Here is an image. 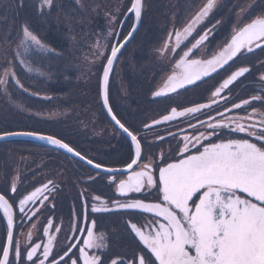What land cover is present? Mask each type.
I'll return each instance as SVG.
<instances>
[{
	"label": "snow or ice",
	"instance_id": "6c2138e0",
	"mask_svg": "<svg viewBox=\"0 0 264 264\" xmlns=\"http://www.w3.org/2000/svg\"><path fill=\"white\" fill-rule=\"evenodd\" d=\"M55 0H40L41 14L54 7ZM218 0H206L202 7L192 16L191 20L182 29L169 31L163 47L158 51L163 56L170 49L173 53L183 45L187 48L175 62L172 72L168 75L162 87L152 93L153 97H170L171 94L179 95V90L188 91L190 87H199V83H206V78H213V73L230 67L229 62L246 53H253L256 49L264 51V10L255 14L247 22L240 23L243 15L252 8H241L237 14V22L232 34L226 40L218 53L209 59H194L193 50L199 49L208 40L210 32L216 29L220 21L211 29L199 34H193L213 12ZM81 4V0H76ZM81 7L83 5L81 4ZM144 10L143 0H130L129 13L134 14L135 23L132 30L123 36L121 33L110 29L104 37L107 41L113 35L117 43H113L110 54L105 57L103 45L98 40L94 45L97 50V59L104 58L102 74L99 78V93L103 107L115 125L126 134L130 141L132 156L125 167L117 169L106 167L101 162H94L76 151L68 143L51 135H41L35 132H5L0 134V139L13 135L33 136L39 140H46L50 145L65 150L95 169L111 174L109 184L115 185V191L121 197L111 204L102 200L100 196L92 197L90 213L85 204L81 214L85 226L79 223L73 225L71 231L79 233L80 240L76 243L69 242L63 255L56 259L53 252L57 237L50 234V229L55 233L61 231L60 227L53 224L52 219L47 221L43 234L47 237L43 245L36 243L26 251V258L22 255L18 241L14 242V227L16 208L21 222L31 219L39 209L33 210L28 205H41L55 190V184L48 181L41 187L18 199L7 192H0V211L6 219V242L0 243V264H105L104 252L107 248L103 234L98 235L96 219L89 215H102L111 213H124L128 215L149 214L154 219L146 225H138L131 219L126 221L127 228L133 238L142 245L138 254L125 261L123 258L111 259V264H264V111L252 107L253 102L264 105V89L249 98L232 103L231 108L225 107L224 112H217L221 119L209 115L206 121H199L205 131L197 135L183 136V146L179 148V158L166 162L163 153L160 154V165H153L151 161L140 167L139 162L144 158L142 146L143 137L131 125H126L113 111L109 102L110 74L118 60V54L125 47L137 25L142 20ZM113 16L110 22H115ZM121 25L123 21L120 22ZM21 39L17 48H23L24 54L39 50L50 51L40 37L35 34L27 23L21 26ZM193 37L194 42L189 38ZM190 43L191 46L188 47ZM21 53L18 51L17 56ZM21 64H25L21 60ZM29 70L31 68L29 67ZM250 68L241 66L232 71L227 78L211 92V99L207 103H197L191 107L178 110L172 107L160 119L153 120L151 124L145 123V129L154 125L176 120L179 117H188L201 114L203 110H213V105H219L223 99L227 105L228 96H222L225 90L231 92L230 86L245 77ZM5 71V77L9 75ZM14 76V73L12 74ZM264 82V74L260 76ZM6 83L0 79V84ZM17 84L23 88L20 81ZM27 91V89H25ZM251 108V111L248 109ZM233 109L244 110L242 117H226L225 112ZM191 127H195L192 125ZM245 134V137L235 134ZM227 135L228 138H224ZM163 140V137H159ZM162 165V166H161ZM136 166V167H134ZM116 173L122 177L117 179ZM99 175V173H97ZM89 179H93L90 177ZM17 184H11V193H17ZM157 194L155 202H146L142 198L130 197V194L145 193ZM83 196V193H81ZM11 201V202H10ZM31 240V233H29ZM76 239L75 235L72 237ZM43 248L42 258L37 256L38 250ZM75 249L76 251H73ZM35 257V259H34ZM51 257V260L49 259ZM67 257V259H65Z\"/></svg>",
	"mask_w": 264,
	"mask_h": 264
},
{
	"label": "trees",
	"instance_id": "16d2710c",
	"mask_svg": "<svg viewBox=\"0 0 264 264\" xmlns=\"http://www.w3.org/2000/svg\"><path fill=\"white\" fill-rule=\"evenodd\" d=\"M238 1L244 2L245 0H229L228 3H225L219 9L221 15L223 14L221 19L228 20L222 22L219 26V32L216 34L219 36L218 41L223 35L228 36L229 34V25L232 18L229 10H227L228 5L234 4ZM256 1L260 4V7L259 9L256 8L258 10H253L252 14L264 10V0ZM147 2L148 10L147 12H143V20L140 30L121 55L120 62L122 63V61H124V64L119 66L118 75L115 72V75H117V78L124 86L126 95L125 97H121L116 86L115 100L111 94V103L113 104V107H115V102L118 103V106L120 107V111L118 112L123 115L124 118L132 120L134 124L131 126L137 130H141V127H143L145 123H148L147 118L149 115L156 114V110L160 109V104H157L155 101H153V103L151 102V104H147L149 103L150 93L154 87L157 76H159L162 71L161 64L158 62L155 63L156 60L151 51L155 50V48L161 43V37L164 35L165 29H168V26L170 25L168 15L162 13L163 0H144L145 6ZM0 3H3L0 10V39H5L7 22L9 21L12 30L10 36L8 35V37H6V41H8L11 47L17 44L18 38L21 35V26L25 23L29 25L31 30L39 28L41 30L40 33H43L45 36L50 35L49 38L53 41L52 43H55L56 45L58 44L57 48L61 44H63V47L61 46L63 50H68L72 47V44H69L67 41V35L69 34L67 30L69 27L67 25H64L65 27L62 26V23H60V25L47 23L48 19L46 22L42 23L44 19L38 17L34 0H0ZM3 6H6L11 10L8 21V11L6 13V10L2 8ZM176 10L181 11V8L176 7ZM93 12L94 10H91V8L88 9V15ZM87 20L86 23L82 25L79 24L78 27L74 26V29H76L77 32L83 31L86 33H92L89 35H93L104 27V24L93 23L90 18H87ZM179 21L180 19L178 22ZM214 23L215 22H212L204 27L212 26ZM176 27H178V25ZM215 31L216 29L211 33H215ZM63 37L65 38L64 41ZM64 42H67V46ZM78 48L80 47L78 46ZM261 55L264 57V51L261 52ZM40 58L43 62L40 63V67L37 69L35 58L30 54L27 56L26 60L35 71L23 72L21 68L17 67V73H15L14 76H10L8 87L14 102L20 103L22 107L33 112L43 110L45 109L44 105L49 104L48 101H50L51 96H47L48 99H44L43 95L31 96V94L23 91V88L16 83V81L19 80L20 84H22L24 79H27L30 83L32 82L35 84L34 90L41 92V94L69 95L65 100V102H68V105L73 104L80 106V110L91 108L95 94L98 96V83H93L91 84L93 86H88L87 88L86 85L82 83L75 84L77 71L66 67V60H68L69 57L64 56L65 60L62 59L61 62H57L56 60L49 61L48 59H44V57ZM69 59L73 61L75 55H72ZM46 64L48 65L46 66ZM99 75L100 74H98V76ZM112 87L114 86L112 85ZM80 92L87 93L85 97H81V100L78 98ZM110 93H112L111 87ZM1 102H3V100L0 93V105ZM87 117L88 114H81L78 118H72L67 121L56 123L54 121L41 120L34 117L33 114L29 116L22 112L14 111L11 108L3 109L0 107V134L5 132L29 131L51 135L68 143L86 158L92 159L94 162H101L107 167H115L128 160L130 155L129 145L127 141L111 127L101 110L99 101L96 105L93 126L95 130L98 131L99 128L104 132L101 138H88L90 136L88 131L78 129L80 125L79 121H88ZM107 127L114 130L115 138L108 136ZM40 149L52 152L56 158L50 156L48 160H51V162H44L43 166L47 169L57 168L63 170L66 176L65 180L96 176L105 178V176L97 175L82 164L51 149L43 148L40 145L29 141L14 140L0 143V179H2L0 180V191H2L1 188L3 185H7V183L11 181L9 178L12 167L16 162L15 154L20 153V155H23V150H32V153L35 155H43L40 153ZM8 152L12 153V155H7L6 153ZM26 167L28 168L27 165ZM32 173L33 171H25L21 175V178H27V175H32ZM66 197L67 196L63 193L58 195L57 203L60 205L58 210H61V212L62 207H65V202H68ZM133 216L134 215H129V217ZM123 218V213L103 214V216L99 218L98 224L102 226L100 228L104 229L105 241L111 246L109 253L113 250V244L116 242L119 243L120 250H124L126 253L131 252L135 254L136 243L126 232L125 221ZM5 233V225L0 215V243H4Z\"/></svg>",
	"mask_w": 264,
	"mask_h": 264
},
{
	"label": "flooded vegetation",
	"instance_id": "af4514ba",
	"mask_svg": "<svg viewBox=\"0 0 264 264\" xmlns=\"http://www.w3.org/2000/svg\"><path fill=\"white\" fill-rule=\"evenodd\" d=\"M126 4L125 7L129 8L130 6V0H125ZM36 9L38 12V17L43 18L44 20L42 23H53L54 25H57L62 23L64 25H67L63 20H75L79 19L81 22L80 25L86 23L88 20L87 18H90L93 23H99L104 24L105 20L102 16H99L96 12L90 13L88 15V9L91 8H98V9H109L117 7L116 4L119 2V0H81V4L83 7H81V4H77L76 0H55L54 7L49 11L48 9L44 10V14H41L39 9L40 0H34ZM126 8V9H127ZM121 12L118 16H116V32H118L119 29V19L122 20L123 17H121ZM115 15V14H114ZM90 16V17H89ZM99 16V17H97ZM123 21V20H122ZM133 23V18L128 17L126 20H124L123 28L121 29V38L126 35L129 27ZM174 26V25H173ZM177 26V25H176ZM200 26V25H199ZM213 26V25H212ZM212 26H209L205 29H211ZM65 27V26H64ZM175 27V26H174ZM176 28V27H175ZM183 27H181L182 29ZM173 30V28H171ZM69 30V29H68ZM67 30V31H68ZM40 29L38 28L36 31V34L40 37V39L43 41V43L47 44L49 47H51L53 50L47 51V52H41L39 50L32 51L36 58L40 55L48 56L47 59L49 61L56 60L57 62H61L62 59L65 60L64 56L71 57L73 54L70 50L62 49L63 44H61L58 48V44L52 43L53 41L49 38V36H45L43 33H40ZM79 33V32H77ZM64 34V33H62ZM100 34L101 35H104ZM199 34H203L199 32V27L196 29V32L193 34L194 37L198 38ZM78 36H80L78 34ZM89 36V34H88ZM168 36V34H167ZM215 33H211L208 36V40L204 43L209 44L212 43L210 47H214L216 44L215 42L211 41L214 39ZM165 35H163L161 38H164ZM167 38V37H166ZM193 37H190L189 40H192ZM65 38L63 37V41ZM78 41L73 42L76 46H79L81 49L84 48L85 45H88V38L87 35L81 39V36L78 37ZM69 41V39H67ZM112 44L115 41V36L113 35L111 38ZM165 41V40H164ZM194 42V40H193ZM226 42V39L224 41V44ZM188 44V42H186ZM66 44L67 46V42ZM202 45V46H204ZM189 47V46H188ZM187 48H185L183 45L181 48L177 49L174 53L175 56V62L178 60V54L183 53V51H186ZM155 50H153L154 52ZM194 53L197 50H193ZM260 49H256L253 53H246L238 56L237 58H234V62H229L230 67L228 65L225 66V69L218 70L217 73H213V78H206V83H199V87H190L188 91L179 90L180 94H171L170 97H153L152 93L156 90H158L160 87L163 86L165 81L161 82V85L154 83V87L151 90L149 103H153L155 101L157 104H160V109L156 110V114H151L148 116L147 121L148 124H151V122L157 119H160L163 115L167 114L172 107H177L178 110L184 108V107H191L197 103H207L211 99V92L214 90L215 87L219 86V84L223 81V79L227 78L228 75L231 74L232 71H235L237 68L241 66H247L250 68L249 73L245 74V77L240 78L239 81L234 82V85L230 86L231 92L228 90H225L224 93H222V96H228L230 102L226 105L225 101L221 99L219 101V105H213V110H203L201 114H196L193 116L188 117H179L176 120L166 122L160 125H154L151 129H145L144 127H141V130H138L139 136L143 137L142 142L147 145V147H144V158L139 162L140 167H143L144 163H148L151 161L153 165H160V154L163 153L164 159L166 162H171L173 160H176L179 158V148L183 146V136H193L199 134V132L205 131V127L201 126L199 121H206L208 119V116H214L216 119H221L220 116L217 115V112H224L225 107L231 108L232 103H237L242 99L249 98L252 95H256L260 93L261 89H264V82L260 81V76L264 74V60L260 56H257V52H259ZM212 53H209L207 50L202 51V55L195 54L192 55L191 58L194 59H201L206 58L207 56L211 55ZM215 55V54H214ZM213 56V55H212ZM212 56L206 58L209 59ZM66 60L67 64L66 67L71 70H78L82 63L78 60V56L72 61L71 59ZM43 62V60L38 59L37 60V68L40 67V63ZM173 63V65L175 64ZM104 63V60L100 61L98 64V69L102 66ZM162 67V73L159 75L160 78H162L164 75L168 74V72L164 73V70L166 69L165 66L161 62H159ZM121 68V67H120ZM114 76H115V69H114ZM115 79V77H114ZM162 107V108H161ZM252 107H256L260 111H264V105L259 104L258 102H253ZM113 110L115 111L117 117L121 119L122 122H124L126 125H133V121L124 118L123 115H121L118 111H120V107L118 106V103L115 102V107H113ZM248 111H251V108L248 109ZM246 113L244 110L241 109H233L230 112H225L226 117H242L245 116ZM194 125L195 127H191ZM236 136H242L245 137V134H235ZM159 137H163V140L159 139ZM224 138H228L227 135ZM130 154L132 156V151H130ZM130 156V157H131ZM129 157V161H130ZM129 163V162H128ZM125 165L127 164L124 163ZM122 164V165H124ZM162 166V165H161ZM136 167V166H135ZM90 177H83L79 179H72V180H37L34 179V177H27V178H21L20 180H17L15 182L17 184V193H11V182L7 183V185H3L1 188L2 191L0 192H7L10 196L16 197V204H18V199L22 198L24 195L29 194L31 191H34L36 187H41L43 184L47 183L48 181H52L55 184V190L51 192L49 195V198L47 201H44V204L41 205L39 202H37L36 205L29 204L28 207L32 208L33 210L39 209L37 214L31 219H25L23 222H21L18 218V208H16V220H15V227H14V242L18 241L21 247V252L24 258H26V251L29 250L32 246H34L36 243L44 244L47 241V237L43 234V228L47 226V221L49 219H52L53 224L56 227H60L61 231L59 233H55V229H50V234H53L57 237L55 246L53 249V252L56 256V259L59 260V257L63 255V252L66 250V245L69 242L76 243L80 240L79 233H73L71 231L74 224L79 223L80 227H84V221L82 219V213L84 211L85 204L88 205V211L90 213L91 204L94 203L92 197L94 196H100L102 200H106L111 204V201L120 199H128L129 197H121L118 193L115 191V185H110L108 180L109 177H92L93 179H89ZM117 179L124 178L121 175H116ZM63 193L66 195V199L68 202H65V207H62L61 210H58V207L60 205L57 203L58 195ZM83 193V196L81 195ZM130 197L134 198H142L145 199L146 202H155L157 194L155 191L152 192L151 195H147L145 193L140 194H130ZM11 202V201H10ZM119 213V212H116ZM115 213V214H116ZM124 214V213H123ZM103 216L98 214L95 216L89 215V222L91 219H96V233L98 235L103 234L104 235V229L100 228L101 225L98 224L99 218ZM131 219L132 222L138 223V225H146L149 221L153 220L154 218L149 214H138L134 215L133 217H129L128 214H124L123 220L125 221V230L129 234L130 238L133 239L136 243L135 249L136 253H126L124 250H120L119 243L113 244V250L111 253H109V250L111 246L105 241L107 244V248L104 252V261L105 264H111V259H118L123 258L125 261L132 259L133 256H136L138 254V249L142 247V245L139 244L138 240L133 238V235L130 234V230L127 228L126 221ZM5 224V223H4ZM6 229V226H5ZM29 233H31V240H29ZM75 235L76 239L73 240L72 237ZM43 248L38 250L37 256H40L42 258ZM73 251H76L73 249ZM35 259V257H34ZM51 260V257L49 258ZM67 259V257L65 258ZM28 264H31V262H28ZM47 264V262H46ZM136 264H138V260L136 261Z\"/></svg>",
	"mask_w": 264,
	"mask_h": 264
},
{
	"label": "rangeland",
	"instance_id": "374dc122",
	"mask_svg": "<svg viewBox=\"0 0 264 264\" xmlns=\"http://www.w3.org/2000/svg\"><path fill=\"white\" fill-rule=\"evenodd\" d=\"M188 1V2H187ZM229 0H218L217 2V6L216 8L213 10V12L209 15V17L199 26V28H206L204 26L209 25L212 22H215L214 25H216L217 21H220V23L216 26V31H215V35L219 32V26L221 25L222 22L227 21L221 19L223 17V14L221 15L220 12V8L221 6H223L225 3H228ZM206 2V0H163L162 2V13L165 15H168V19H169V26L168 29H165L164 35L167 37V34L169 33V31H171L174 26L176 27V25H178V27H176V29H181V27H184L187 22L189 20H191L192 16L200 9V7L203 6V4ZM126 1L125 0H119V2L116 4L117 7L115 8H109L107 10L105 9H98V8H92V10L96 11L97 14H99V16H102L105 20V26H104V35H100L97 34V39L94 38L93 41H91L90 43H88L89 45H85L84 48L80 49L75 45L72 44L73 42L78 41V37L81 36V39H83L86 35H88V33L80 31L79 33H77L76 29H74V26H79V23L81 22L79 19H75L73 21L71 20H63V22H65L67 24V26L69 27L68 29V35H67V39H69V44H72V47H70V50L72 52V54L76 55V57L78 56L79 61H81L82 65L81 67L78 69L77 76H76V80H75V84L78 83H82L84 85H86V88L88 86H93L91 84H97L98 83V64L100 63V61L102 60V58L97 59L96 56V52L97 50L94 48V45L97 43V41L99 40V38L102 39V45L104 43H108L110 42L112 37H109L107 41L104 40V37L108 34L110 29H114L116 32V22L117 20L113 23L110 22L111 18L113 16H119V14L121 12H123L124 10H126L127 7H125ZM252 4V8L248 10L247 14L243 15V19L240 20V23H244L247 22L249 19L252 18L253 15L258 14V12H255L252 14L253 10H258L260 7V4H258V2L256 0H245L244 2H235L234 4L228 5L227 10H229L232 21L229 25V34L228 36L223 35L222 38L218 41L219 36L216 35L214 36V39L211 40L212 42H215V46L214 47H210L212 43L209 44H205L204 46H201L199 49H197V51L195 52V54H200V56L202 55V51L207 50L209 53H212L211 55L207 56L206 58L218 53L220 51V49L224 46V41L225 39H229L231 34H232V30L234 25H236L237 22V14L240 12L241 8H248V5ZM1 5H3V3H0V10H1ZM183 6V8H182ZM176 7H180L181 11L176 10ZM3 9L6 10V13L8 11V16H7V21L9 20V16L11 13V10L8 9L6 6L2 7ZM258 8V9H256ZM148 10V2L144 8V11L147 12ZM125 12V11H124ZM123 12V13H124ZM183 12V14H182ZM219 13V16H218ZM115 14V15H114ZM181 14V15H179ZM123 15V14H122ZM121 15V17H122ZM214 17V19H213ZM180 19V21L178 22V20ZM4 20V19H3ZM1 21V20H0ZM120 21V19H119ZM120 23V22H119ZM174 25V26H173ZM11 24L8 21L7 22V29L5 31V35L6 37H8V35L10 36L11 34ZM1 28V27H0ZM202 29H200L199 31H201ZM1 32V30H0ZM78 34L80 36H78ZM95 37L96 35L93 34ZM1 36V35H0ZM3 37V36H2ZM0 39V79H5L6 83L0 84V93L2 96V100L3 102H1L0 107L3 109L6 108H11L14 111L17 112H22L25 115H31L33 114L34 117H37L41 120H46V121H54L56 123L60 122V121H67L69 119L72 118H78L79 115H87L88 114V121H79L80 125L78 127V129L82 130V131H88V133L90 134V136L88 138H101L103 136V133L99 128L98 131L94 129L93 126V121L95 119V112H96V105L97 102L99 100V96H97L95 94V97L93 99V103L91 105V108H84L83 110H80V106L77 105H68V102L66 100V98L69 97V95H49L47 93H43L41 94V92H37L34 90L35 84L34 83H30L29 80L24 79L22 85H23V91H25V89H27V93L31 94V96H37V95H43L44 99H48L47 96H51L49 104L44 105L45 109L43 110H39V111H29L27 110L25 107H22L20 103L18 102H14L12 99V96L10 94V90L8 87V80L10 78V76L14 73H17V62H21V56L23 55L21 52L24 51L23 48L18 49L17 48V52L19 51L21 53V55L16 58L15 61V55H14V49L16 48L15 45L14 46H10L8 41H6V38ZM165 37V39H166ZM164 39V40H165ZM193 42V39L190 40ZM210 45V46H209ZM17 46V45H16ZM188 46L190 47L191 44L188 43ZM163 47V44L159 45L158 48L153 52L154 58H155V63H159L161 62L163 64V66L166 67V69L164 70L165 72H168V74L164 75L161 79L158 78L156 79V81L159 79L160 80V84L162 81H165L168 77V75L171 74L172 69H173V63L175 62V56L174 53L169 49L168 52L166 54H164L163 56L160 54V52L158 51L159 49H161ZM108 48V47H107ZM106 49H104V55L106 56ZM16 53V51H15ZM178 54L177 59L180 58V55ZM206 58H201V59H206ZM104 60V58H103ZM118 66H121L122 64H124V61H122V63L119 61ZM168 69V71H167ZM9 71V75L7 77H5V71ZM119 71L116 72V74L118 75ZM162 73V72H161ZM160 73V74H161ZM159 74V75H160ZM117 75H115V80H113V86L111 91H112V97L115 100V86L117 87L118 92L120 93L121 97H125V91H124V86L122 85V83L120 82V80L117 78ZM159 80L157 82H159ZM65 81V80H64ZM81 94V96H80ZM80 94H75L78 95V98L81 97H85L87 95V93H81ZM53 97V99H52ZM17 101V100H16ZM67 104V106H66ZM10 110V109H9ZM90 114V115H89ZM83 123V124H82ZM107 131H108V136H112L115 138V133L113 132L114 130L110 127H107ZM107 136V137H108ZM23 155H20V153L15 154V158H16V162L14 163L12 170H11V174H10V178L9 180H11L13 182H17V180L21 179V175L25 172V171H33L32 175H27L28 177H34V179L37 180H44V179H49V180H65L66 176L64 174L63 170H59L57 168H52V169H47L43 166L44 162H51V160H48V158L51 156H53L55 158V156L52 154V152L49 151H44L40 149V153H42L43 155H35L32 153V150H23ZM51 153V154H50ZM7 155H12V153H6ZM22 154V153H21ZM14 156V155H13ZM56 159V158H55ZM20 163V164H19ZM26 165L28 166V168L26 167ZM2 180V179H0ZM116 231V230H115Z\"/></svg>",
	"mask_w": 264,
	"mask_h": 264
},
{
	"label": "water",
	"instance_id": "95a60500",
	"mask_svg": "<svg viewBox=\"0 0 264 264\" xmlns=\"http://www.w3.org/2000/svg\"><path fill=\"white\" fill-rule=\"evenodd\" d=\"M133 17H134V14H133ZM135 23V18H134V22H133V24ZM139 26H140V23L137 25V30H138V28H139ZM131 30H132V28H131ZM130 30V31H131ZM137 30L133 33V35H132V37L129 39V41H128V43L131 41V39L133 38V36H134V34L137 32ZM127 43V44H128ZM126 44V45H127ZM125 45V46H126ZM125 48V47H124ZM124 48H122L121 49V51L124 49ZM121 53V52H120ZM119 53V54H120ZM119 54H118V56H119ZM100 100H101V104H102V107H103V102H102V99H101V97H100ZM103 110H104V112H105V114H106V116H107V118L109 119V121L111 122V124L129 141V139L126 137V134H124L119 128H118V126H116L115 125V122L114 121H112L111 120V117L107 114V110L103 107ZM10 140H28V141H32V142H35V143H38V144H40V145H43V146H45V147H49V148H51V149H53V150H56V151H58V152H60V153H62V154H65V155H67L68 157H70V158H72V159H74V160H76V161H78V162H80V163H82V164H84L85 166H87L88 168H90L92 171H94V172H97V173H100V174H105V175H111V174H109V173H106V172H103V171H101V170H98V169H95L94 167H92L91 165H89V164H87V162H86V160H81L79 157H77V156H75V155H73V154H71V153H67L65 150H63V149H59V148H56V147H54V146H52V145H50L46 140H39V139H37V138H35V137H33V136H26V135H13V136H8L7 138H5V139H0V142H5V141H10ZM129 143H130V141H129ZM116 174H118V173H116ZM1 212V214H2V216H3V213H2V211H0ZM4 218V217H3ZM4 220H5V222H6V219L4 218ZM6 242V241H5Z\"/></svg>",
	"mask_w": 264,
	"mask_h": 264
}]
</instances>
